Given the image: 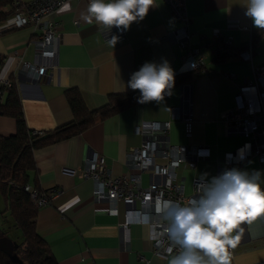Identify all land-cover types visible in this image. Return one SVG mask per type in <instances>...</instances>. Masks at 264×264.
Here are the masks:
<instances>
[{"label": "crops", "instance_id": "crops-1", "mask_svg": "<svg viewBox=\"0 0 264 264\" xmlns=\"http://www.w3.org/2000/svg\"><path fill=\"white\" fill-rule=\"evenodd\" d=\"M155 2L147 16L133 22L114 45L106 40L105 29L83 18L89 2L71 0L55 15L61 39L54 66L39 78L21 66L25 60L39 59L33 26L0 32V53L5 56L0 76L14 80L27 125L35 131L54 129L73 118L68 89H79L88 108L95 109L105 105L112 93L138 91L129 88L128 82L145 62L166 60L174 73H182L163 101L129 106L97 119L78 135L34 150L35 167L29 171L28 184L49 193L55 187L61 191L53 194L51 204L39 207L36 223L38 234L59 264H135L141 255L150 259V264H167L175 254H155L138 223L124 230L119 224L124 207L119 216L105 212L104 201L93 196L92 178L65 172L64 166L79 170L85 157L95 151L103 154L115 175L127 173L124 154L142 142V135L135 130L141 120L171 119L170 141L187 143L183 121L172 118L173 107L180 106L194 120L192 141L212 149V156L200 160L197 167L181 166L191 194L195 175L207 173L209 180L216 176L218 160L246 140L224 120V114L235 106L238 87L253 78L252 64L241 52L252 46L254 64L264 65V30L245 15L246 0H186L190 43L201 48L205 70L188 69L182 58L184 49L174 38L181 22L164 0ZM220 44L226 47L223 58H217ZM16 129L14 117L0 115L1 135L14 134ZM238 169L264 173V163L252 156ZM242 227L245 231L231 264H257L264 260V217ZM17 234V229L9 232L15 242ZM20 263L25 264L24 260Z\"/></svg>", "mask_w": 264, "mask_h": 264}, {"label": "built area", "instance_id": "built-area-1", "mask_svg": "<svg viewBox=\"0 0 264 264\" xmlns=\"http://www.w3.org/2000/svg\"><path fill=\"white\" fill-rule=\"evenodd\" d=\"M87 1L90 2V0ZM164 1L181 22L174 32V38L184 49L183 61L188 64L189 70H205L201 48L192 46L190 43L192 28L186 0ZM70 2L71 0H29L27 2L15 0L12 4L15 9L13 14L0 23V32L26 25L33 26L36 31L35 45L39 59L35 62L25 60L21 66L35 78L41 77L48 68L54 66L61 39L55 15ZM104 33L107 41H111L113 37L119 40L125 35V30L112 27L105 29ZM252 55V46L241 52V56L252 64L253 78L246 79L238 87L235 106L224 114V120L233 132L244 135L246 140L236 148L225 152L218 160L216 176L225 169L238 168L252 156H256L260 163H264V65L254 64ZM180 72H175L174 76L181 74ZM11 84V77L0 76V86L8 87ZM172 118L183 121L189 141L187 143L170 141L171 119L141 120L135 130L142 135L143 140L140 145L125 151L124 158L129 167V171L125 174L115 175L107 166L103 154L95 151L85 157L81 169L63 167L65 172L92 178L93 196L97 200L104 201L105 212L119 216L123 206L124 217L119 222L120 226L126 230L132 223L141 225L145 231L144 236L153 247V252L163 257L176 252L175 246L165 233L166 225L156 217L154 211L150 214V223L145 222V216L149 214L150 209H154L158 200L166 199L184 204L189 199L195 198L198 195L197 183L200 176H194L192 192L188 194L185 178L181 174V166L186 164L195 168L200 160L212 156L210 146L192 141L194 120L189 113L183 112L180 106H175L172 109ZM261 186L264 188V184ZM24 189L29 192L32 202L38 207L51 204L53 194L61 193L56 187L52 188V193H49L34 188L30 184L25 185ZM230 251L233 260L235 249ZM135 264H150V259L141 255L140 261ZM257 264H264V260Z\"/></svg>", "mask_w": 264, "mask_h": 264}, {"label": "clouds", "instance_id": "clouds-1", "mask_svg": "<svg viewBox=\"0 0 264 264\" xmlns=\"http://www.w3.org/2000/svg\"><path fill=\"white\" fill-rule=\"evenodd\" d=\"M154 6L155 0H90L83 18L103 29L127 30ZM245 7L253 25L264 30V0H246ZM116 40L113 37L110 42L115 45ZM174 82V71L166 60L145 62L131 75L128 87L139 90L140 103L161 102L171 94ZM207 177V173L199 177L195 198L184 204L158 200L145 216L150 223L154 211L166 225L165 233L176 248L167 264H231L230 249L241 240L242 225L264 217V173L231 168L210 180Z\"/></svg>", "mask_w": 264, "mask_h": 264}, {"label": "trees", "instance_id": "trees-1", "mask_svg": "<svg viewBox=\"0 0 264 264\" xmlns=\"http://www.w3.org/2000/svg\"><path fill=\"white\" fill-rule=\"evenodd\" d=\"M14 1L0 0V23L13 14ZM226 53L225 44H222L217 50V58H223ZM4 62L5 56L0 53V72ZM179 75L175 76V81L182 79L178 78ZM0 91V115L14 117L17 124L14 134H0V198L6 204L2 211L0 234L9 235L12 229L21 230V238L16 241L18 246L15 250L19 258L15 259L0 251V263L21 264L20 261L26 257L28 264H59L49 245L38 234L36 223L39 207L32 202L29 192L24 189L28 184L29 171L35 167L34 150L78 135L97 119H104L140 103V92L112 93L105 105L89 109L79 89H68L66 97L73 118L54 129L36 133L27 125L21 96L14 80L11 86H0Z\"/></svg>", "mask_w": 264, "mask_h": 264}, {"label": "water", "instance_id": "water-1", "mask_svg": "<svg viewBox=\"0 0 264 264\" xmlns=\"http://www.w3.org/2000/svg\"><path fill=\"white\" fill-rule=\"evenodd\" d=\"M17 246V243L9 235L0 234V249L12 255L15 259L19 258L15 252Z\"/></svg>", "mask_w": 264, "mask_h": 264}, {"label": "rangeland", "instance_id": "rangeland-1", "mask_svg": "<svg viewBox=\"0 0 264 264\" xmlns=\"http://www.w3.org/2000/svg\"><path fill=\"white\" fill-rule=\"evenodd\" d=\"M191 191V188L188 186L186 192L189 194ZM6 208V204H4V201L2 200V198H0V218L2 217V211ZM6 215H9V212H6ZM18 230V234L16 236H14L15 240L19 241L21 238V230ZM21 253V252H20ZM22 254V253H21ZM22 256V255H21ZM4 257V256H3ZM5 259V258H4ZM24 263L28 264V260L26 259V257L23 258Z\"/></svg>", "mask_w": 264, "mask_h": 264}]
</instances>
